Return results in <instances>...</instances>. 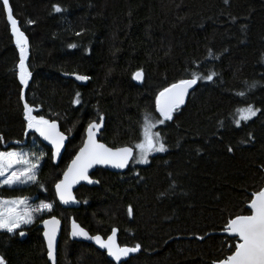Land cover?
<instances>
[{
	"label": "trees",
	"instance_id": "1",
	"mask_svg": "<svg viewBox=\"0 0 264 264\" xmlns=\"http://www.w3.org/2000/svg\"><path fill=\"white\" fill-rule=\"evenodd\" d=\"M10 3L30 42L32 76L25 89L0 0V151L44 158L36 183L0 186V197H28L32 205L53 208L36 213L22 229L25 238L19 230H0L7 264H50L38 224L51 216L64 224L58 264H116L92 244L71 240L72 220L104 237L117 229L121 246L141 245L120 264H213L230 255L234 240L225 226L236 215H250L251 194L264 187V114L239 126L234 118L248 104L264 112V0ZM55 4L64 11L54 13ZM140 69L144 79L137 82L133 74ZM212 72L213 80H199L173 119L159 124L166 152L145 165L131 163L123 173L100 168L92 175L98 186L77 190L80 208L59 204L54 186L83 145L90 122L105 116L101 140L133 146L142 139L145 115L161 118L155 99L163 88L192 73ZM63 73L86 75L88 83ZM77 92L80 104L73 103ZM22 93L36 107L34 115L57 120L69 136L58 163L52 148L27 129Z\"/></svg>",
	"mask_w": 264,
	"mask_h": 264
},
{
	"label": "snow or ice",
	"instance_id": "2",
	"mask_svg": "<svg viewBox=\"0 0 264 264\" xmlns=\"http://www.w3.org/2000/svg\"><path fill=\"white\" fill-rule=\"evenodd\" d=\"M3 7L6 10V18L10 24L11 33L15 37V44L19 49V80L26 89L31 79L32 73L28 68L27 60L29 55L28 37L21 30L18 20L15 18L10 0H2ZM54 13H62L64 9L55 4L52 7ZM29 24L36 23L33 20L27 21ZM77 35H80L77 33ZM69 47L76 48V44H70ZM75 75L77 80L87 81L86 75ZM217 74L212 72L207 76H201L192 73L190 79H181L171 83L168 87L163 88L156 96L155 105L159 112L160 119H153L150 115H145L142 126V139L133 146L109 147L105 143H101L97 139L98 133L104 123L103 115H99L97 121L88 124L86 132L87 138L83 145L75 154L67 169L63 172V178L55 184V192L59 200L68 204L75 201L72 193L74 185L80 181H88L89 183H99L90 179L89 169L95 165H111L115 168H126L129 161L135 159L138 163L149 162V156L154 152H166L167 145L159 131H154L158 124H164L165 121H171L173 115L182 105L189 94V89L193 88L199 80H213ZM134 79L142 81L144 79V71L140 69L134 74ZM255 87V84L251 85ZM240 96H244L245 92H240ZM23 100L24 118L26 127L29 130L38 133L45 141L52 146V158L55 159L61 155V150L65 147V141L68 137L60 130L57 120L48 119L44 115H34L36 107L29 104L27 99L21 94ZM73 103L80 104V93H76ZM264 114L261 109L251 104L243 108H239L235 113V123L237 126L242 121L252 120L257 114ZM27 134V133H26ZM4 141V137L0 134V143ZM228 151H232L231 147ZM44 158V154L39 156L35 153H26L15 149L10 151H0V186L24 185L37 182V173L40 163ZM252 198L247 207L250 209V215H236L228 220L224 231L227 232L234 244L230 247L234 248L230 255L223 259L213 261V264H264V187L259 191L251 194ZM28 197H17L13 199H4L0 197V230L8 233H15L21 229L23 225L34 222L35 214L42 212H51L52 203L41 202L38 206L32 207L28 203ZM128 214H132V208L129 206ZM45 231L43 233L47 241V255L51 264H56V237L59 231L60 221L55 217L44 220ZM24 235L23 231L19 233ZM117 229H112V234L105 240L100 235L89 236L79 224L73 220L72 232L73 237H84L94 240L101 248L106 249L109 256L115 261L120 262L122 258L128 257L130 253H137L141 250L139 243L133 247H121L116 241ZM200 239H203L201 237ZM0 264H7L6 260L0 255Z\"/></svg>",
	"mask_w": 264,
	"mask_h": 264
},
{
	"label": "water",
	"instance_id": "3",
	"mask_svg": "<svg viewBox=\"0 0 264 264\" xmlns=\"http://www.w3.org/2000/svg\"><path fill=\"white\" fill-rule=\"evenodd\" d=\"M18 22H19V21H18ZM19 26H20V22H19ZM20 28H21V27H20ZM28 42H29V39H28ZM29 54H30V42H29ZM28 57H29V55H28ZM27 62H28V60H27ZM63 76L68 77V78H73V79H74L75 81H77L79 84H87V83H88V80H87V81H80V80H77L76 77H75V75H72V74H65V73H63ZM189 79H190V78H189ZM136 81H137V80H136ZM137 82H141V81H137ZM194 87H195V85L193 86V88H194ZM193 88L189 89V94H188V96H187L186 99H185V104H186V102H187V100H188V97H189V95H190V93H191V91H192ZM185 104H184V105H185ZM184 105H182V106H184ZM182 106H181V107H182ZM158 113H159V112H158ZM103 117H104V123H103V126H102V128H101L100 133H98V135H97V139H98L101 143H105L103 140H101V134H102L103 130L105 129V116H103ZM95 121H97V120H95ZM57 122H58V121H57ZM97 122H99V121H97ZM58 123H59V122H58ZM59 125H60V124H59ZM60 130L63 131V130L61 129V126H60ZM63 132H64V131H63ZM64 133H65V132H64ZM65 135L68 137V139L65 141V147H64V149L61 150V155H60L59 157H57V158L54 159V162H55V163H58V162L61 160L62 155H63V153L65 152V149H66V146H67V143H68V140H69V136H68L66 133H65ZM39 137H40V136H39ZM86 138H87V132H86L85 139H86ZM40 139L42 140V142H43L44 144H46V145H48V146H50V147L52 148L51 144H50L48 141H45L42 137H40ZM105 144H107V143H105ZM107 145H108V144H107ZM108 146H109V145H108ZM126 146H128V145H126ZM109 147H111V146H109ZM121 147H123V146H121ZM129 147H131V146H129ZM77 152H78V151H77ZM77 152H76V153H77ZM73 158H74V157H73ZM132 161H133V160L129 161L128 166H127L126 168H115V167H113V166H111V165H95L93 168L89 169V173H88V175H89V177H90L91 180H93V181H99V180H97L96 178H94V177L92 176L93 173H94L96 170H98V169L101 168V169H106V170H109V171H112V172L123 173V172H125V171H127V170L129 169V167H130ZM70 163H71V161H70ZM70 163H69V164H70ZM69 164H68V165H69ZM67 167H68V166H67ZM66 169H67V168H66ZM62 178H63V174H62V176H61L60 179H62ZM58 182H59V181H58ZM99 183H100V182H99ZM99 183H89L88 181H80V183L74 185L73 188H72V193H73V195H74V197H75V201H77V202H70V203H68V204H64V203H62V202L59 200V198H58L57 195H56V198H57L59 204H60L63 208H67V209H68V208H70V209L80 208L81 205H82V201L79 200V198L77 197V190H78L81 186H83V185H86V186H98ZM54 190H55V186H54ZM55 194H56V192H55ZM51 217H53V216H51ZM51 217H48V218H46V219H44V220L50 219ZM55 217L60 221L59 231H58V233H57V237H56V264H58V250H59V244H60V240H61V235H62V230H63V226H64V224H63V221L61 220V218H59V217H57V216H55ZM44 220H43V221H44ZM43 221H41V222L38 224V226L42 229V231H43V233H44V231H45V226H44V224H43ZM72 222H73V220L71 221L70 226H69V236H70L71 240H73V241H78V242H85V243L92 244L93 246H95L96 248H98L100 251L105 252V253L107 254L108 258H109L111 261L115 262L116 264H120V263L126 261L127 259H129L130 257H132V256H134V255L136 254V253H130L128 257L122 258V260H121L120 262H117V261L114 260L113 257H111V256L108 255L106 249L101 248L98 244L95 243L94 240L86 239V238H84V237H73V236L71 235V232H72ZM75 222H76L77 224H79L82 228H84L85 231L88 232L89 236L100 235L103 239L106 240V239L108 238V236H110V235L112 234V233L109 234L107 237H104V236L101 235V234H91V233H90L85 227H83L78 221L75 220ZM23 233H24V235H22V236H23V238H25V237H26V232L23 231ZM43 233H42V234H43ZM226 233H227V232H226ZM227 234H228V233H227ZM228 235H229V234H228ZM43 237H44V235H43ZM44 240H45L46 247H47V241H46V238H45V237H44ZM116 241H117V243L121 246V244H120V242H119V238H118V230H117V234H116ZM121 247H124V246H121ZM128 247H130V246H128ZM140 251H141V250H140ZM48 260H49V263L51 264V261H50L49 258H48Z\"/></svg>",
	"mask_w": 264,
	"mask_h": 264
},
{
	"label": "rangeland",
	"instance_id": "4",
	"mask_svg": "<svg viewBox=\"0 0 264 264\" xmlns=\"http://www.w3.org/2000/svg\"><path fill=\"white\" fill-rule=\"evenodd\" d=\"M158 126H159V124L156 126V128L154 129V131H159V130H158ZM159 132H160V131H159ZM160 134H161V133H160ZM161 136H162V135H161ZM159 153H163V152H154V153H152V154L149 156V158H148L149 162H150L152 156L157 155V154H159ZM149 162H148V163H149ZM132 163H133V164H141V165H145V163H138V162H136L135 159H133ZM148 163H147V164H148ZM0 179H3V177H0ZM4 199H8V198H4ZM9 199H13V198H9ZM28 203H29L32 207H36V205H32V204L30 203L29 200H28ZM35 216H36V214H35ZM34 221H35V219H34ZM31 224H32V223H31ZM31 224L23 225V226L21 227V229H18V230H19V231H22V229H23L24 227H26V226H30Z\"/></svg>",
	"mask_w": 264,
	"mask_h": 264
}]
</instances>
